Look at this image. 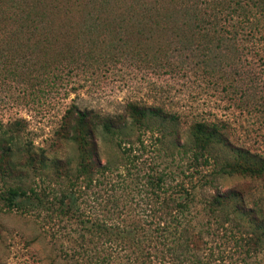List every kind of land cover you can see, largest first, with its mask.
Wrapping results in <instances>:
<instances>
[{"label":"trees","instance_id":"1","mask_svg":"<svg viewBox=\"0 0 264 264\" xmlns=\"http://www.w3.org/2000/svg\"><path fill=\"white\" fill-rule=\"evenodd\" d=\"M239 32L264 41V0H0V36L39 51L44 66L50 58L59 63L81 60L82 55L106 58L118 50L165 65L167 51L178 46L196 51L199 64L210 66L211 72L226 58L223 46L237 51ZM63 112L64 137L77 151L69 180H92L106 169L96 155V128L118 149L131 176L130 168L136 173L140 165L122 129L127 125L144 150L143 135L157 129L152 118L160 107L127 102L123 113L103 115L70 103ZM20 120L0 121V161L18 147ZM222 128L204 120L191 123L187 139L179 144L191 156L187 180L198 172L197 166L208 164L213 174L264 180V155L231 143ZM22 148L29 163H44L42 154L37 156L29 145ZM142 184L150 190L134 199L135 219L129 221L123 216L130 214L127 207L122 209L125 202L117 203L125 199L123 192L121 198L97 200L99 214L89 209L85 213L80 208L83 199L71 190L49 198L32 187L8 186L0 197L5 207L22 211L27 204L37 208L46 203L45 222L61 224L66 238L74 242L69 251L73 264H211L214 252L219 260L227 259L224 264H264V193L254 196L235 186L217 191L201 199L212 221L192 223V186L186 188L178 180L165 183L163 172L145 174ZM214 239L229 244L228 251L214 249Z\"/></svg>","mask_w":264,"mask_h":264},{"label":"rangeland","instance_id":"2","mask_svg":"<svg viewBox=\"0 0 264 264\" xmlns=\"http://www.w3.org/2000/svg\"><path fill=\"white\" fill-rule=\"evenodd\" d=\"M224 13L218 15L222 17ZM235 41L237 51L233 46L232 50L223 46V64L209 72L210 66L203 68L195 58L196 51L178 46L167 51L165 65L118 50L106 58L96 55L87 59L82 55L81 60L61 63L50 58L44 66L39 51L0 36V121H22L17 130L18 147L0 161V194L8 186L32 187L49 198L51 194L71 190L83 199L80 208L85 213L89 209L99 214L97 200L109 195L118 198L123 192L125 199L120 197L117 203L125 202L122 209L127 207L130 214L123 216L129 221L135 219L134 199L150 190L142 184L145 174L163 172L165 183L178 180L186 188L193 187L190 190L195 200L189 205L195 213L192 223L207 219L206 205L201 199L217 191L235 186L254 196L261 195L264 180L213 174L209 164L197 166L198 172H193L188 181L185 173L192 171L188 165L190 152L179 146L187 139L191 123L204 120L221 124L231 143L264 155V41L243 32L238 33ZM127 102L160 107L159 114L152 118L157 129L143 135L144 150L135 143V135L125 129L127 125L122 129L121 136L132 141V152L140 165L138 171L130 168L131 176L128 174L118 149L97 127L96 155L106 169L103 175H93L92 180L72 179L74 183L70 185L77 151L75 144L64 137V109L74 103L79 108L114 115L123 113ZM24 143L37 156L42 154L43 164L28 162ZM204 179L209 182L203 183ZM129 196L133 200L127 202ZM46 207L42 203L37 208L27 204L23 211L9 209L0 197V264H73L69 251L74 242L66 238L61 224L45 222ZM211 245L224 253L229 247L218 239ZM217 253L212 254L211 264H224L227 259L219 260Z\"/></svg>","mask_w":264,"mask_h":264}]
</instances>
